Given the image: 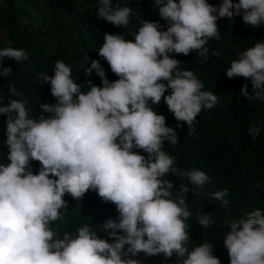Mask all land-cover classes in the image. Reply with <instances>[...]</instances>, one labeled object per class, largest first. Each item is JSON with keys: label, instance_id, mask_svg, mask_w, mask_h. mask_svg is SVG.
Listing matches in <instances>:
<instances>
[{"label": "clouds", "instance_id": "1", "mask_svg": "<svg viewBox=\"0 0 264 264\" xmlns=\"http://www.w3.org/2000/svg\"><path fill=\"white\" fill-rule=\"evenodd\" d=\"M155 2L168 24L166 31L159 30L158 22L144 20L134 34L135 42L104 34L98 54L119 77L117 81L110 82L100 62L93 61L91 69L97 70L103 87L89 81L90 90L82 92L72 79L71 66L59 60L54 76L42 74L57 100L55 105H41L50 116L29 118L26 100L12 99L0 106V116L7 117L10 161L7 166L0 163V264H140L132 258L140 253L163 254L165 259L176 255L182 264H221L208 242L192 251L186 247L185 221L192 216L187 194L203 195L198 190L209 177L198 169L173 167L174 157L162 147L166 140L176 144L178 134L151 105L163 99L175 119L186 122L188 134L195 136L198 115L214 108L218 96L203 91V83L192 71H181V62L171 54L187 56L195 51L206 60L208 41L221 38L217 21L242 16L246 25L259 27L264 24V0H222L219 6L208 0ZM97 7L99 19L125 29L130 24L132 8L114 7L112 0H98ZM5 60L19 63L28 55L23 49H0V76L7 77L13 70L3 66ZM226 75L250 78L253 94L245 84L241 95L264 102V42L242 52ZM169 90L171 94L165 95ZM9 92L21 95L14 84ZM260 132L256 124L248 129L253 140ZM33 160L41 164L38 174L31 169ZM169 173L194 187L181 184L173 196L174 183L164 179ZM90 189L117 207L119 217L107 220L102 229L113 243L101 239L87 224L76 230L75 238L68 233L58 238L51 227L52 222L63 220L65 194L80 200ZM228 194L224 189L211 196L227 208ZM87 204L82 199L76 209L89 214ZM197 219L204 228L215 223L211 214L197 213ZM70 221L68 231L78 224L74 216ZM225 223L231 229L224 237L230 264H264V211H252L247 219L225 218Z\"/></svg>", "mask_w": 264, "mask_h": 264}, {"label": "trees", "instance_id": "2", "mask_svg": "<svg viewBox=\"0 0 264 264\" xmlns=\"http://www.w3.org/2000/svg\"><path fill=\"white\" fill-rule=\"evenodd\" d=\"M239 0H233L238 3ZM98 0H32V5L40 11L36 23L22 22L26 16L23 9L18 7L15 0H3L0 6V49L12 47L23 49L28 60L17 63L5 60L3 66L11 67L10 76H0V106L9 100H26L29 118L38 119L44 113L41 105H55L57 100L51 94V85L43 80L42 74L54 76L55 63L63 60L71 66L72 79L80 85L82 92L90 90L88 82L103 87L96 69H91L93 61H99L110 82L119 79L110 68L108 62L99 56L98 50L104 43V34L122 35L125 40H134V34L142 26V21L158 22L159 30L166 31L168 24L158 11L155 0H112L113 6L132 8V15L128 27H117L98 18ZM213 6H219L222 0H208ZM220 39L212 38L206 47L209 48L208 58L205 60L195 51L185 56L171 54V58L181 62V71H192L204 87L203 91H210L218 96V102L212 109H205L198 115L195 131L196 135L188 134L186 122H179L174 114L168 110L163 99L158 105H151L158 115L166 118V126L173 128L178 134V142L172 144L164 141L162 151L174 157L173 167L181 170L198 169L207 174L209 181L198 191L203 195L194 196L190 191L186 203L192 216L185 222L188 225L189 240L186 247L192 251L195 247L208 242L213 245L212 252L221 264H230V257L224 245V237L231 230L225 223L228 219H247L252 211H264V102L249 101L241 95L245 84L248 92L253 94L251 79L243 77L228 78L227 69L231 62L238 59L240 54L257 42H264V24L253 28L243 22L242 16L229 20L222 18L217 21ZM221 55L214 56L213 52ZM91 69V75H89ZM20 96H13L9 86L13 85ZM171 94V90L165 95ZM6 116H0V163L7 166L9 149L5 143ZM182 124L183 127H178ZM253 124L261 126V132L255 140L248 133ZM138 154L148 156L143 150L133 149ZM34 174H38L41 164L30 161ZM58 179L56 177H50ZM164 179L174 183L170 191L173 196L179 191L180 185L185 184L193 188L186 179L166 174ZM227 189L229 194L224 198L229 201L225 208L221 201L212 198L216 191ZM85 200L89 214L79 213L77 202ZM67 208L61 209L63 220L52 222L51 227L63 238L65 233L75 238L77 229L87 224L101 239L114 240L108 232L103 231V225L109 219H117L119 213L116 205L105 203L98 193L89 190L80 199H74L65 194ZM197 213L211 214L215 223L209 227H202L197 219ZM75 217V228L68 231V225ZM111 231V230H109ZM118 232V235H123ZM127 247V246H126ZM140 264H182L180 258L174 255L165 259L163 254L148 256L140 253L132 257Z\"/></svg>", "mask_w": 264, "mask_h": 264}, {"label": "rangeland", "instance_id": "3", "mask_svg": "<svg viewBox=\"0 0 264 264\" xmlns=\"http://www.w3.org/2000/svg\"><path fill=\"white\" fill-rule=\"evenodd\" d=\"M2 2L3 0H0V6L2 5ZM15 2L18 4V7L23 9V11L26 13V16L22 19V22L36 23V18L39 16L40 11L31 4L32 0H15Z\"/></svg>", "mask_w": 264, "mask_h": 264}]
</instances>
